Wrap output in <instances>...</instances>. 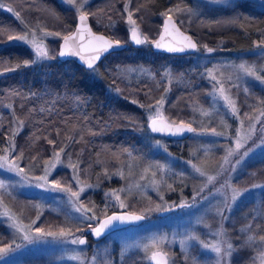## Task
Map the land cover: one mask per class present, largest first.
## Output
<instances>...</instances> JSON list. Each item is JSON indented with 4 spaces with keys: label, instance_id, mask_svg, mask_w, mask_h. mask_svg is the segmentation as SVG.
<instances>
[{
    "label": "rangeland",
    "instance_id": "rangeland-1",
    "mask_svg": "<svg viewBox=\"0 0 264 264\" xmlns=\"http://www.w3.org/2000/svg\"><path fill=\"white\" fill-rule=\"evenodd\" d=\"M194 1L198 12L208 9L219 11L233 2V0H220L219 3L214 2V0ZM253 1L259 9L264 10V0ZM60 2L69 9L70 19L75 22L78 14L76 8L64 0H60ZM88 2L89 0H87ZM9 7L13 9L10 3L1 5V8L6 11ZM82 10L89 14L85 6ZM176 20L181 27L186 25V20ZM33 22L35 21H23L21 31L12 26L6 27L5 31L7 36L27 33L30 40L35 38L38 43H43L51 59H38L30 44L23 41H11L24 43L32 49L34 54L32 61L35 62L31 61L32 63L29 64H47L55 59L57 53V50H53L51 47L50 38L59 37L61 39L67 32L62 33V30L44 27L38 22V24ZM214 22L217 26L194 27L195 32L203 31L204 37H206L203 42H200L197 40L198 37L195 32V35H192L197 41V49L193 59L197 66L194 73L199 81L198 85L193 88L194 84H190L188 89H193L186 92L188 90L185 89V86L188 85L187 81L184 82L182 77L179 78L178 75L167 69L162 70L157 77L159 83L155 84L156 87L161 86V89L153 90L155 91L154 97L147 98L142 103L147 121L150 115L155 114L157 101L163 97L164 104L161 111L168 121H183L193 125L196 131L191 132L185 138V145H182L184 143L179 145L173 143L179 150L184 147L186 156L168 153L166 141L161 137H149L148 133L152 134V132L146 126L148 133H145L144 130L143 135L149 140L148 147L150 150L148 153L146 152L145 164L138 166L139 171L136 175H131L128 166L133 163L125 160L123 165H120L117 170L107 176L106 179L115 180L111 182V186L101 188L97 181L84 177L85 175H82L79 170L74 172L68 165L69 163L77 164V162L62 153V163L51 170V174L48 176L49 184L45 187H37L36 178L45 174L46 161L39 168L34 165L20 166L18 164L26 175H18L15 172L0 169V180H3L7 186L5 189H0L3 191L0 196L3 197V203L8 210L9 202L4 195L10 193V188L14 187L26 195L38 194L41 197V202L46 205V209L63 214L72 221L88 222L83 226L76 227L57 225L32 227L33 232L36 228H44L53 232H58L62 228L71 231L73 235L66 239L49 236L26 241L18 232L11 240H0V247L12 246L10 252L0 256V264H149L147 261L151 252H146L144 245L150 244L153 239L159 240L160 237H166L160 247L170 254L174 264H193L194 260L197 264H216L215 253L202 249L198 242L188 239V236L193 233L209 244L219 243L222 248H226L225 242L232 243L238 251L234 253L230 264H252L251 258L256 255V245L248 247L250 242H247V237L264 235V212L259 204L258 194L261 189H264V161L260 165L254 164V161L264 158V116H261L259 121L250 119V117L259 116V110L264 109V104L261 103L264 101V83L252 76L245 75L238 66L242 63L254 65L257 73L264 76V45L257 47L258 44L264 42V29H261L257 34L254 33L255 36L246 49L235 50L229 47L227 38L224 36L211 35L217 31L222 33L233 22L230 20L228 23L220 18ZM128 27L130 30L131 26L128 25ZM160 27L161 24L156 31L147 28V31L152 32V35L149 32H142L138 27L141 38L147 37L148 40L141 45H151L158 36ZM45 31L60 35L45 36ZM111 38L118 40L112 36ZM6 39L8 40V37ZM120 42L124 43L123 41ZM209 48L212 49L211 52L207 50ZM9 68L10 65L4 67V69ZM210 72L223 83L225 90L235 101L238 109L237 115L232 113L231 109L220 98L219 92L215 91L220 85L217 80L212 79ZM129 76L134 78L138 76L153 77V74L140 65L130 66L123 70L119 69L114 73L112 72V83L109 81V88L113 86V90H118L119 80L115 83L114 80ZM175 82L180 84L176 85ZM176 86L184 91L177 94L179 90ZM245 113H248L249 116L246 117ZM241 120L244 121L241 134L247 133L250 124L254 125L255 131L240 149L228 156L227 162H225L224 157L228 155L227 150L236 148ZM212 129L224 133V135H213ZM157 141L160 143L157 144ZM7 153L1 150L0 156L7 155L9 160H16ZM210 154H212L211 159H213L211 163L204 159ZM52 158L53 156L49 160ZM17 163L20 161L17 160ZM192 164L202 168L207 175L201 176L192 168ZM145 168H149V171L145 172ZM57 169H64L63 177L52 176ZM120 172L123 173L122 176L118 174ZM153 172L156 174L154 177ZM77 175L81 182L79 185L73 178ZM208 175L215 177L211 183L207 180ZM186 176H190L192 184L186 186L185 192H182L181 195L171 198L174 186L177 184L181 187L185 186ZM153 180L158 183L153 184ZM54 181H60L65 187L70 186L72 191H78L79 187L84 184L92 185L90 188H85L84 192L81 193L78 203L90 208L91 211L87 215L92 216L95 213L96 219L89 220L77 212L75 207L78 205L73 203L74 198L70 196V193L52 190V182ZM254 185L256 186L254 187ZM233 187L242 190V194L235 201L231 199ZM94 189H101L99 190L101 201L97 208L91 202L93 201L91 192ZM121 189L123 191H120ZM112 191L119 193L126 207H120L114 197L105 195ZM132 197L138 201L132 200ZM182 202H190L191 204L166 215L157 214L160 210L172 207L177 203L182 204ZM3 211L4 209L0 207V213ZM119 211L142 215L144 219L137 224H129L102 234L100 237H96L91 232L89 225L96 227L102 217ZM9 212L13 216L17 215V211L14 213V211L9 210ZM22 214L20 211V214L17 215L19 217H15L24 225H28L29 221L26 217L24 219ZM0 218L9 225L11 230L15 229L12 227L13 220L3 215H0ZM74 238H84L87 243L83 245L70 243V240ZM182 240L185 241L183 245H181ZM70 256H78L79 259L72 260L69 259ZM256 264H260V262L257 260Z\"/></svg>",
    "mask_w": 264,
    "mask_h": 264
},
{
    "label": "trees",
    "instance_id": "trees-1",
    "mask_svg": "<svg viewBox=\"0 0 264 264\" xmlns=\"http://www.w3.org/2000/svg\"><path fill=\"white\" fill-rule=\"evenodd\" d=\"M3 3H10L14 11L20 13V18L2 9ZM126 3L138 27L142 32H149L151 35L152 32L147 31V28L156 31L164 17L161 14L176 7L191 10L174 13V20H186V25L182 28L191 35L196 33L200 42L206 37L203 31L195 32L194 27L216 25L214 20L218 18L228 23L231 20L233 24L222 33L214 31L211 35L224 36L229 47L235 50L246 49L253 40L254 33L264 29V10L259 9L253 0H233L222 10L208 9L201 12H198L194 0H89L85 9L89 11L91 27L99 33L103 32L123 41L125 47L105 54L94 64V68L72 59L62 61L57 53L55 59L47 64L24 66V61L33 60V51L24 43L9 42L6 39V27L12 26L21 31L23 21L33 20V23L38 22L41 26L68 33L74 28L75 22L70 19L69 9L60 0H0V151L8 149L7 154L16 160L23 153V158L18 160L20 166L34 165L39 168L54 152L64 147L62 154L74 159L79 164L82 175L97 181L101 188L111 186V182L115 180L106 179L107 176L123 165L125 160L133 163L128 169L131 175H136L138 166L145 164V157L150 150L149 140L143 135L144 130L145 133L148 132L142 103L147 98L154 97L153 90L161 89V86H155L159 83L157 77L160 72L167 69L179 78L182 77L184 82H188L186 90L190 84H194L193 88L198 85L199 81L194 73L197 70L193 59L195 52L172 54L154 51L148 44L133 46L129 43V24L127 12L124 10ZM186 14L189 16L186 17ZM59 41V37L50 38L53 50H57ZM18 64L21 66L15 67ZM7 65L14 70L6 71L4 67ZM136 65L152 72L153 77H120L114 80V83L119 80V87L116 85L119 89L113 90V86L109 88L112 72ZM178 90L177 94L184 91L179 87ZM19 121L24 122L22 126ZM148 136L164 139L170 154H187L184 147L179 150L173 144L185 145L186 139L176 140L155 133H148ZM49 140L54 143L50 144ZM211 158L212 154L204 159L211 163ZM263 161L264 158H261L254 161V164L260 165ZM52 176L63 177L64 169H57ZM185 178V186H174L171 198L181 195L186 186L192 184L190 176ZM99 190L101 189L91 192V202L95 208L101 201ZM10 191L4 195L9 202V210L14 213L17 211V215L21 211L24 219L26 217L29 221L28 225L31 224L32 227H76L88 223L72 221L63 214L46 209L38 194L26 195L14 187ZM1 192L3 191L0 190ZM258 194L259 204L264 212V189ZM132 200L138 201L134 198ZM8 226L0 218L1 241L11 240L18 233L16 229L11 230Z\"/></svg>",
    "mask_w": 264,
    "mask_h": 264
},
{
    "label": "snow or ice",
    "instance_id": "snow-or-ice-1",
    "mask_svg": "<svg viewBox=\"0 0 264 264\" xmlns=\"http://www.w3.org/2000/svg\"><path fill=\"white\" fill-rule=\"evenodd\" d=\"M64 2L68 3L69 5H72L76 8V11L78 13V19H79V27L76 30V33L73 35H64L63 41L64 45L62 50L60 51V56L65 55H78L80 56L81 60H85L87 63V66L89 68H94V62L96 60L100 59V56L102 53L107 52L109 49L113 48L114 46H119L120 41L116 40H109L105 38L104 36L96 35L91 31V28L87 25L88 20V13L84 12L82 9L84 8L85 4L87 3V0H64ZM214 2L219 3L220 0H214ZM124 10L127 12V23L131 26V39L136 44H144L148 42L147 37L141 38V35L139 34L138 27L136 25V20L133 19V13L128 10V4H125ZM139 9H137L138 11ZM8 11L14 12V9L11 7L8 8ZM180 11H191L190 9H180L179 7L176 8H170L166 12L162 13L165 17L164 25H163V33L160 35L159 40L155 41V47L156 48H163L166 49L169 52H183L186 48H192L196 49L197 45L193 42L192 38L190 36L184 35L182 32H180V29L177 27L176 22L173 20V14ZM16 17L20 18L19 12H14ZM43 31V30H42ZM85 33L89 37L87 42L85 43ZM44 35H55L59 36V33H49L44 32ZM165 36H171L172 42L165 43ZM77 38H79L80 43H76ZM8 41H23L25 43L30 44L34 50L35 55L38 59H51L49 56L47 48L43 45V43H38L35 38L29 39V36L27 33L23 35H9ZM264 45V42H261V44H258L257 47H261ZM209 52L212 51V49H207ZM82 52H90L94 53L93 55L89 56L87 59L81 55ZM35 62V61H32ZM30 61H24V66H28L29 63H32ZM21 65H16L15 67H20ZM239 70L243 72L247 76H252L256 80L261 81L264 83V76L257 73L254 65H247L245 63H242L238 66ZM14 69L9 68L6 69V71H13ZM210 75L211 72L209 73ZM213 80H217V77L215 75H212ZM217 83L220 85L218 89H215V91L219 92L220 98L223 99L225 104L231 109L232 113L234 115L238 114V109L236 107L235 101L232 99V97L227 93L225 90L223 83L219 80H217ZM247 91V90H246ZM135 102V101H134ZM262 104H264V101H261ZM164 104L163 97L157 101L155 114L149 116L150 120V128L152 132H167L172 135H180L184 132H195L196 130L191 126V124H186L183 121L180 123L175 122H169L164 116L161 111L162 106ZM207 115V113H204ZM246 117L249 116L248 113L244 114ZM264 116V109L259 110V116L250 117V119H254L259 121L260 117ZM23 121H19V124L22 126ZM243 123L244 121H240L241 128L238 129L237 139H236V148L231 149L229 148L227 150L228 155L224 157V161L227 162L228 156H231L234 151L240 149L244 143L247 142L248 139L251 138V134L255 131L254 125L250 124L247 133L241 134L243 131ZM213 135H224V133L217 132L215 129H212ZM16 135V131H13V136ZM50 144L54 143L53 141H48ZM160 142L157 141V144ZM166 150V149H165ZM5 152L8 151V149L4 150ZM65 151L64 147H61L59 151H56L53 153V158L49 161L45 162L44 166V175L37 177L36 180L38 183L36 184L37 187H45L49 184L48 176L51 174V170L55 169L58 164L62 163L61 160V153ZM125 151H127L125 149ZM23 158V153L20 154L19 157H17V160ZM70 159V157H69ZM17 160H9L7 155L0 156V169H6L9 172H15L18 175H26L24 170L19 167ZM68 167H71L74 172H77L79 170V164H73L69 163ZM162 167V166H158ZM192 168L198 172L201 176L207 175V173L200 167H198L196 164H192ZM145 172L149 171V168L144 169ZM107 175V173H105ZM119 175H123L122 172L118 173ZM153 177L156 175L155 172L152 173ZM77 184L79 185L81 182L79 180V176L73 177ZM143 178V177H142ZM215 179L214 176L208 175L207 180L209 183H211ZM42 182V183H41ZM158 182L153 180V184H157ZM256 185H254L255 187ZM7 186L3 180H0V189H5ZM92 185L84 184L83 186L79 187L78 191H72L71 187H65L62 186L60 181H54L52 182V190H58V191H64L70 193V196L74 198L73 203L78 205L75 207V210L82 214L85 218L91 220L96 219L95 213H93L92 216H88L87 213L91 211L90 208L86 207L84 204L78 203L80 200V195L82 192H84L85 188H90ZM169 188H171V185H169ZM120 191H123L121 189ZM242 194V190L237 189L235 187L232 188V197L231 199L235 201L240 195ZM105 195H111L116 199V201L119 203L120 207H126V204L123 200H121V197L117 191H112L111 193H106ZM186 205L181 204V207H184ZM0 207L4 209L0 215L7 216L9 219L13 220L12 227L16 229L17 232L22 234V238L26 241H32L34 238L39 239L43 237H53V238H62L66 239L70 236H72L71 231H66L63 228L60 229L58 232L53 231H47L44 228H36L33 232L32 225H24L22 222L17 220L15 216L10 214L9 210L7 209V206L3 203V197L0 196ZM159 208V206H158ZM37 219H39V216H37ZM144 219V216L142 215H136L135 213H128L127 215H111L107 216L106 219H103L99 221L98 226L93 227L92 225H89V228L91 229V232L96 236L100 237L106 229L109 228V226L114 221H139ZM32 224H35V221H32ZM166 239V237H160L159 240L153 239L150 244L144 245V250L146 252H151L149 259L154 261V264H174V261L172 260V257L170 254L166 251H164L160 244L163 243V241ZM189 240H193L199 243L200 247L206 251H211L215 253L217 257L216 264H230L231 258L234 256V253L238 251L234 248V245L232 243H226V248H222L219 243L209 244L203 240L200 239L198 235L195 233L188 236ZM247 242H250L248 244V247H252V245H256L255 251L256 255L253 256L252 264H256V261L258 260L260 264H264V235L259 236H248ZM70 243L72 244H86L87 241L84 238H74L70 240ZM185 241H181V245H183ZM12 250V246L8 245L5 247H0V256L6 255L8 252ZM69 259L72 260H78V256H70ZM95 259V257H93ZM193 264H197V262L194 260Z\"/></svg>",
    "mask_w": 264,
    "mask_h": 264
},
{
    "label": "water",
    "instance_id": "water-1",
    "mask_svg": "<svg viewBox=\"0 0 264 264\" xmlns=\"http://www.w3.org/2000/svg\"><path fill=\"white\" fill-rule=\"evenodd\" d=\"M173 20H174V17H173ZM164 21H165V17H163L162 18V20H161V27H160V31H159V34H158V36L156 37V39L151 43V48L154 50V51H161V52H166V53H172V54H192V53H194L195 51H196V49H197V47H196V49H192V48H186L185 49V51H183V52H169V51H167L166 49H163V48H156L155 47V41H157V40H159V38H160V35L163 33V25H164ZM175 22H176V25H177V27L180 29V32H182L184 35H187V36H190L191 38H192V40H193V42L197 45V41L195 40V38L188 32V31H186V30H184L179 24H178V22L176 21V20H174ZM79 19H78V14H77V16H76V19H75V26H74V28H73V30L72 31H70L69 33H67V34H65V35H73V34H75L76 33V30H77V28L79 27ZM87 25H88V27H90L91 28V31L94 33V34H96V35H98V36H100V35H102V36H104L105 38H107V39H109V40H113V41H116V40H114V39H112L111 38V36L109 37L107 34H104L103 32H98V31H95L92 27H91V24H90V19H89V17H88V20H87ZM129 35H128V38H129V41H130V43L133 45V46H139L138 44H136L132 39H131V28H130V30H129ZM140 34V33H139ZM64 36V35H63ZM89 39V37L87 36V34L85 33V43L87 42V40ZM165 43H168V42H172V37L171 36H165V41H164ZM76 43L78 44V43H80V41H79V38H77V41H76ZM63 45H64V41H63V37L60 39V41H59V43H58V48H57V57L60 59V60H68V59H72V60H74L75 62H77V63H79V64H82V65H85V66H87V63L85 62V60H81V58H80V56H78V55H65V56H60L59 55V53H60V51L62 50V48H63ZM125 43H122V42H120V45L119 46H114L113 48H111V49H109L107 52H104V53H102L101 54V56H100V59L99 60H96L95 62H94V64H96V63H98L104 56H105V54H108V53H110V52H112V51H117V50H122L124 47H125ZM94 53H90V52H82L81 53V55H83L86 59L89 57V56H91V55H93ZM169 122H171V121H169ZM175 123H180V122H175ZM187 124V123H186ZM189 124V123H188ZM150 120H148L147 121V128L149 129V131H151V128H150ZM191 126L193 127V125L191 124ZM194 128V127H193ZM152 132V131H151ZM152 133H155V134H160V135H163V136H168V137H173L174 139H176V140H183V139H185V138H187L189 135H190V133L191 132H184L183 134H180V135H172V134H170V133H167V132H152ZM182 204H184V205H186V206H189L191 203L190 202H182ZM179 208H182L181 207V203H177V204H175V205H173L172 207H169V208H166V209H163V210H160V211H158V215H166V214H168V213H170L171 211L173 212V211H176V210H178ZM129 212H114V213H111V214H109V215H107V216H111V215H127ZM137 215V214H136ZM107 216H104V217H102L99 221H101V220H103V219H106L107 218ZM141 220H139V221H135V220H132V221H124V222H121V221H114L110 226H109V228L108 229H106L105 231H104V233L105 232H110V231H112V230H115V229H117V228H120V227H122V226H125V225H128V224H137V223H139ZM151 254V253H150ZM150 254H149V256H150ZM149 256H148V261L147 262H149V264H154V261H152V260H150L149 259Z\"/></svg>",
    "mask_w": 264,
    "mask_h": 264
},
{
    "label": "flooded vegetation",
    "instance_id": "flooded-vegetation-1",
    "mask_svg": "<svg viewBox=\"0 0 264 264\" xmlns=\"http://www.w3.org/2000/svg\"><path fill=\"white\" fill-rule=\"evenodd\" d=\"M129 225V224H128ZM125 226H127V225H125ZM122 227H124V226H122ZM105 233H108V232H105ZM105 233H103V234H105Z\"/></svg>",
    "mask_w": 264,
    "mask_h": 264
}]
</instances>
